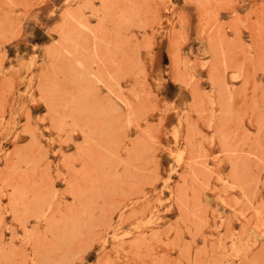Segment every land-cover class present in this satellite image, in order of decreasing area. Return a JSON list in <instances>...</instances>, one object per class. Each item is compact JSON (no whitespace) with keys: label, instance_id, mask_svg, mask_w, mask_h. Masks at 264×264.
I'll return each mask as SVG.
<instances>
[{"label":"rangeland","instance_id":"obj_1","mask_svg":"<svg viewBox=\"0 0 264 264\" xmlns=\"http://www.w3.org/2000/svg\"><path fill=\"white\" fill-rule=\"evenodd\" d=\"M0 264H264V0H0Z\"/></svg>","mask_w":264,"mask_h":264}]
</instances>
